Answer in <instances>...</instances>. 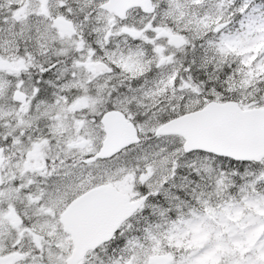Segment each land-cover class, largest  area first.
Wrapping results in <instances>:
<instances>
[{
  "label": "snow or ice",
  "instance_id": "6c2138e0",
  "mask_svg": "<svg viewBox=\"0 0 264 264\" xmlns=\"http://www.w3.org/2000/svg\"><path fill=\"white\" fill-rule=\"evenodd\" d=\"M0 264H264V0H0Z\"/></svg>",
  "mask_w": 264,
  "mask_h": 264
}]
</instances>
